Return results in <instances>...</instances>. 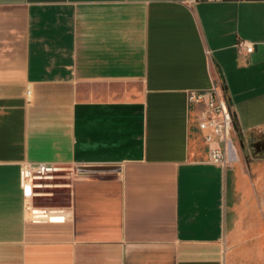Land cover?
I'll use <instances>...</instances> for the list:
<instances>
[{"label": "crops", "instance_id": "obj_1", "mask_svg": "<svg viewBox=\"0 0 264 264\" xmlns=\"http://www.w3.org/2000/svg\"><path fill=\"white\" fill-rule=\"evenodd\" d=\"M214 83L228 167L188 102ZM25 163L112 170L37 221ZM261 237L264 0H0V264L254 263Z\"/></svg>", "mask_w": 264, "mask_h": 264}, {"label": "built area", "instance_id": "obj_2", "mask_svg": "<svg viewBox=\"0 0 264 264\" xmlns=\"http://www.w3.org/2000/svg\"><path fill=\"white\" fill-rule=\"evenodd\" d=\"M238 46L248 53L254 49L252 43L245 41H239ZM30 94L31 89L28 87L27 95ZM188 102L193 106L195 122L203 135L207 160L228 167L233 149L234 111L222 88L218 83H214L210 89L190 90ZM78 168L49 163H25L21 166L20 186L25 200L29 203L30 219L50 220L53 214L59 211L54 205L40 204L39 198L54 196L56 188H71L74 174L81 173ZM60 172L67 173L63 175ZM59 177H67L70 180L66 183L54 182Z\"/></svg>", "mask_w": 264, "mask_h": 264}, {"label": "rangeland", "instance_id": "obj_3", "mask_svg": "<svg viewBox=\"0 0 264 264\" xmlns=\"http://www.w3.org/2000/svg\"><path fill=\"white\" fill-rule=\"evenodd\" d=\"M67 172H60V174L66 175ZM79 175V173L74 174V177ZM73 177V176H72ZM70 179L67 177H59L54 180L56 183H66ZM54 196L52 197H43L39 198V202L42 205H59L65 201H67L68 198V189L67 188H56L54 189ZM260 241L262 242V249L260 253L256 254V259L254 263H250L248 259H243V264H264V237H261Z\"/></svg>", "mask_w": 264, "mask_h": 264}, {"label": "water", "instance_id": "obj_4", "mask_svg": "<svg viewBox=\"0 0 264 264\" xmlns=\"http://www.w3.org/2000/svg\"><path fill=\"white\" fill-rule=\"evenodd\" d=\"M80 172H109L112 169L109 167H79Z\"/></svg>", "mask_w": 264, "mask_h": 264}]
</instances>
